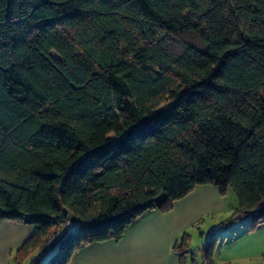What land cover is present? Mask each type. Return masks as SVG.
<instances>
[{
  "label": "trees",
  "instance_id": "obj_1",
  "mask_svg": "<svg viewBox=\"0 0 264 264\" xmlns=\"http://www.w3.org/2000/svg\"><path fill=\"white\" fill-rule=\"evenodd\" d=\"M209 184L264 224V0H0V220L34 226L17 264H68Z\"/></svg>",
  "mask_w": 264,
  "mask_h": 264
},
{
  "label": "crops",
  "instance_id": "obj_2",
  "mask_svg": "<svg viewBox=\"0 0 264 264\" xmlns=\"http://www.w3.org/2000/svg\"><path fill=\"white\" fill-rule=\"evenodd\" d=\"M227 190L197 186L169 211L145 212L120 239L87 244L68 264H264V224L250 228L248 217L236 214L237 200L228 205ZM235 214L239 218L227 222ZM33 231L30 223L0 220V264H17L15 251ZM180 245L184 249L177 250ZM35 252L18 264H31L43 254Z\"/></svg>",
  "mask_w": 264,
  "mask_h": 264
},
{
  "label": "rangeland",
  "instance_id": "obj_3",
  "mask_svg": "<svg viewBox=\"0 0 264 264\" xmlns=\"http://www.w3.org/2000/svg\"><path fill=\"white\" fill-rule=\"evenodd\" d=\"M164 106V105H163ZM162 107V106H161ZM228 193H226V198H227V202L228 205L231 206V204H233V200L234 203L236 202V197L234 195V193L232 192L231 189L227 190ZM197 247V246H196ZM196 247H194V249H196ZM53 252V250H48L46 253H43L42 255H39L40 258L37 260L36 264H43L45 260H47V258L50 256V254ZM38 253L35 252V255H37ZM46 262V261H45Z\"/></svg>",
  "mask_w": 264,
  "mask_h": 264
},
{
  "label": "built area",
  "instance_id": "obj_4",
  "mask_svg": "<svg viewBox=\"0 0 264 264\" xmlns=\"http://www.w3.org/2000/svg\"><path fill=\"white\" fill-rule=\"evenodd\" d=\"M66 224H67V225H70V222L68 221ZM61 229H62V228H61ZM61 229H59L58 232H59ZM58 232H57V234H58ZM57 234H56V235H52V236L50 237V239L45 243V246H46V247H48V246L51 245V243L55 240ZM202 264H207V263L204 261Z\"/></svg>",
  "mask_w": 264,
  "mask_h": 264
},
{
  "label": "water",
  "instance_id": "obj_5",
  "mask_svg": "<svg viewBox=\"0 0 264 264\" xmlns=\"http://www.w3.org/2000/svg\"><path fill=\"white\" fill-rule=\"evenodd\" d=\"M63 214L66 215L67 214V211L64 209L63 210ZM71 222L72 223H75V219L74 218H70Z\"/></svg>",
  "mask_w": 264,
  "mask_h": 264
}]
</instances>
